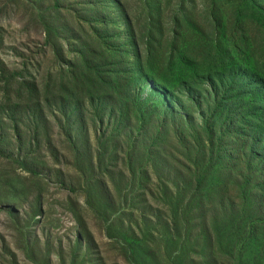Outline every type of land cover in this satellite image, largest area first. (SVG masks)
I'll return each instance as SVG.
<instances>
[{
	"label": "rangeland",
	"instance_id": "obj_1",
	"mask_svg": "<svg viewBox=\"0 0 264 264\" xmlns=\"http://www.w3.org/2000/svg\"><path fill=\"white\" fill-rule=\"evenodd\" d=\"M253 7L0 0V264H264ZM205 51L223 66L198 64ZM81 58L112 65L118 87L87 88ZM239 68L242 95L239 82L204 80ZM239 176L256 204H217L213 191Z\"/></svg>",
	"mask_w": 264,
	"mask_h": 264
},
{
	"label": "trees",
	"instance_id": "obj_2",
	"mask_svg": "<svg viewBox=\"0 0 264 264\" xmlns=\"http://www.w3.org/2000/svg\"><path fill=\"white\" fill-rule=\"evenodd\" d=\"M252 6H254L255 8L259 9L260 11L264 12V0H248ZM253 7V8H254ZM173 23L176 27H180L181 26V21L177 18H173ZM241 24H244L243 21H241ZM151 25V23H150ZM150 28H152L150 26ZM263 30L258 34V37L261 38V43L259 44V48L256 47V51L258 52V54H261V56H264V25L262 26ZM179 33H177L176 31L174 32V36L171 38L170 43L173 44V48L172 50L174 52H172V57H174L175 54H177L178 51V43H179ZM152 37L151 40H153V36H152V32L150 29V38ZM154 46L153 44H147L146 45V49H145V54L146 56H149V54L151 53V51L153 50ZM180 49V48H179ZM149 58V57H148ZM226 57H218L216 55H211V53H207L206 51L201 54L198 58L197 63L200 64L201 66L209 69L212 66L214 67H222L223 66V61H225ZM99 62V61H98ZM103 63H97V62H87L86 58H81L80 61V68H82L83 66V70L81 72H83V75H85V79L84 82L85 84H87V88L89 87L92 90H97V91H102V90H106V89H115L118 86L114 83V81H117L120 79V76H118V74H116L111 67H113L112 65L110 66L109 64H107L106 62L102 61ZM217 63V64H214ZM262 69H264V62H263V66ZM241 69L239 68V75L237 76V78H229L227 77L226 80H224L222 73L220 74H209V71H207L208 76H206L204 78V80L206 81V83L210 84L213 88L214 86H216L217 84H219L222 88H224L227 83H234V82H239L240 86L239 90L241 91L239 93V95H242L243 91L245 93L248 92V82L245 83L246 76L242 75ZM112 73L115 74V78H111ZM260 76L256 77L258 84H261L262 86H264V70H262V72H259ZM184 83V82H183ZM248 89V90H247ZM64 91L68 94L69 97H73L76 95L77 89L75 87V84H71L67 87H64ZM79 91V90H78ZM254 91V102L253 104H255V113L252 116V119L255 123V127L254 129L260 130L261 129V133L264 132V92H262L258 86L255 84V87H253L252 92ZM88 92H92V91H88ZM86 94V93H85ZM61 98L57 97L56 101H60ZM80 100V98H79ZM73 103H76V100L73 101ZM260 133V132H259ZM260 141V140H259ZM236 176L238 175L237 172L235 173ZM240 181L238 182V178H234L230 183L229 182H225L222 186H220L219 188H217V191H213V195L216 198V202L217 204H219L220 206L222 205H229V206H235L238 202L244 203V204H248L250 206L251 203L256 204L255 200H253V197L256 196V194L254 193V190H252V186H251V181L248 180L245 177H240ZM249 179H250V175H249ZM241 186V190L239 191L237 185ZM264 184L261 185V187ZM257 192H259V189L257 187V189L255 190ZM253 207V206H252Z\"/></svg>",
	"mask_w": 264,
	"mask_h": 264
}]
</instances>
